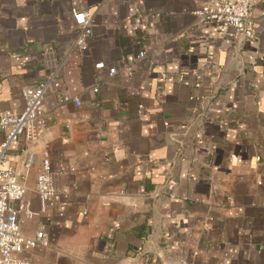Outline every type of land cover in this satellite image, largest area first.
I'll return each instance as SVG.
<instances>
[{
	"label": "crops",
	"instance_id": "obj_1",
	"mask_svg": "<svg viewBox=\"0 0 264 264\" xmlns=\"http://www.w3.org/2000/svg\"><path fill=\"white\" fill-rule=\"evenodd\" d=\"M207 1L0 0V111L48 82L46 133L8 152L22 232L49 240L22 264H264V0L248 40L200 22ZM74 10L92 18L85 47Z\"/></svg>",
	"mask_w": 264,
	"mask_h": 264
},
{
	"label": "built area",
	"instance_id": "obj_2",
	"mask_svg": "<svg viewBox=\"0 0 264 264\" xmlns=\"http://www.w3.org/2000/svg\"><path fill=\"white\" fill-rule=\"evenodd\" d=\"M73 15L78 27L77 43L85 47L93 31L90 12L74 10ZM196 16L203 23H221L234 27L244 40L254 36L255 19L252 15L251 0H209L197 8ZM145 56L144 50L138 54H128L127 70L131 68L130 64ZM105 67L104 62L96 64L98 69ZM116 73L115 67L108 69L109 76H114ZM47 88L48 82L25 86L23 89L26 101L24 110L19 114L12 111H0V132L5 134V139L0 146V264H22L20 258L22 252L32 249L37 244H49L44 230H39L34 236H27L22 232L18 212L12 203L24 197L26 185L15 166L9 163L8 158L12 144L19 141L21 137L31 143L37 142L46 133L45 112L41 104ZM95 90L97 91L98 88ZM75 102L77 105L81 104L79 98H76ZM33 158V154L28 153L25 160L26 167L31 166ZM35 189L43 202L56 193L50 156L47 152L43 154Z\"/></svg>",
	"mask_w": 264,
	"mask_h": 264
}]
</instances>
